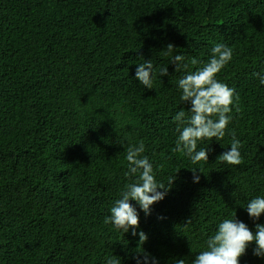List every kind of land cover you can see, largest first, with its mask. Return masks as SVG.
I'll return each mask as SVG.
<instances>
[{
    "label": "trees",
    "instance_id": "1",
    "mask_svg": "<svg viewBox=\"0 0 264 264\" xmlns=\"http://www.w3.org/2000/svg\"><path fill=\"white\" fill-rule=\"evenodd\" d=\"M168 43L187 69L174 71ZM217 43L233 50L216 78L238 93L228 125L242 145L238 166L216 160L230 149L227 133L198 144L212 149L207 163L173 151V117L190 108L178 79ZM149 59L169 73L151 90L134 78ZM261 71L264 0H0V264H106L112 255L136 264L143 253L191 264L223 219L255 231L264 214L254 222L245 206L264 197V85L252 75ZM140 140L156 180L176 176L150 215L130 201L143 245L104 223L135 180L124 156ZM254 246L239 264H264Z\"/></svg>",
    "mask_w": 264,
    "mask_h": 264
},
{
    "label": "clouds",
    "instance_id": "2",
    "mask_svg": "<svg viewBox=\"0 0 264 264\" xmlns=\"http://www.w3.org/2000/svg\"><path fill=\"white\" fill-rule=\"evenodd\" d=\"M175 48L172 43H168L163 55L170 57L174 71L179 72L187 69L188 64L184 62V55H173ZM232 57V48L217 43L211 49L209 60L202 67L194 71H186L178 79L180 101L189 104L190 108L187 112L184 109L179 110L173 117L178 132L173 151L187 157L193 165L200 162L207 163L209 153L212 151L210 147L198 148L200 142L223 139L226 133L231 136L230 149L218 155L216 160L230 166L243 163L240 152L241 142L236 138L234 131H228V125L232 120L230 113L235 106V99H238V93L216 78ZM191 63L195 65L198 61L193 59ZM157 75L168 76V67H160L157 72L152 60L149 59L137 65L134 78L146 89L151 90ZM252 75L259 79L260 85H264V71L253 72ZM144 153L143 140L127 146L124 156L127 162L125 175L135 177V180L124 186L119 198L113 202L109 210L110 214L104 218V223L111 224L117 232L124 234L131 229L132 236L138 234L139 245H143L148 238L143 231L139 233L136 231L139 227V215L137 208L130 201H134L146 216L150 215L151 206L164 199L176 179L174 175L168 178L166 184L158 182L153 164L148 156L143 155ZM178 171L179 169L175 173ZM191 172L193 183H198L200 180L198 173L201 171L193 168ZM245 208L250 219L254 222L259 220L264 214V197L251 198ZM186 223H190V220ZM250 244L255 245L252 249L254 256L264 257V224L255 223V231H253L246 223L235 217L225 218L218 224L216 232L206 239L205 250L196 254L191 264H239L240 257L246 254ZM106 264H121V258L112 255L107 258ZM136 264H158V262L155 257L143 253L141 257L136 258ZM175 264H185V261L181 258L176 260Z\"/></svg>",
    "mask_w": 264,
    "mask_h": 264
}]
</instances>
